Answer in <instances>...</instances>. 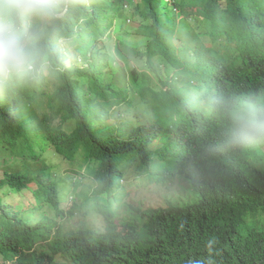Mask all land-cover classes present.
Segmentation results:
<instances>
[{
  "label": "trees",
  "instance_id": "obj_1",
  "mask_svg": "<svg viewBox=\"0 0 264 264\" xmlns=\"http://www.w3.org/2000/svg\"><path fill=\"white\" fill-rule=\"evenodd\" d=\"M38 27L47 74L0 83L3 264H264V153L260 142H229L232 121L213 103L264 101V0H72L61 20ZM129 169L153 184L183 176L195 196L139 206L119 229L106 212L132 202L110 186ZM75 171L95 184L84 188L81 220L103 216L106 231L85 237L41 215ZM101 246L109 258L90 255Z\"/></svg>",
  "mask_w": 264,
  "mask_h": 264
},
{
  "label": "clouds",
  "instance_id": "obj_2",
  "mask_svg": "<svg viewBox=\"0 0 264 264\" xmlns=\"http://www.w3.org/2000/svg\"><path fill=\"white\" fill-rule=\"evenodd\" d=\"M71 3L72 0H0V83L29 85L47 74L52 57L43 41L38 22L61 20ZM213 103L225 110L232 121L228 132L229 142H264V101L254 97L236 101L217 97ZM76 176L80 177L75 171L73 178ZM69 179L67 176L66 179L60 178L58 203H45L39 209L41 215L55 214L59 224L64 223L68 214L75 213V209L81 210L83 207L78 203L80 196H76L72 190V179L68 185ZM65 190L71 195L67 201L62 200ZM69 201L72 207L67 210ZM82 225L85 223L82 222ZM90 230L84 232L85 237ZM108 254L107 246L90 250L92 257L107 258Z\"/></svg>",
  "mask_w": 264,
  "mask_h": 264
},
{
  "label": "rangeland",
  "instance_id": "obj_3",
  "mask_svg": "<svg viewBox=\"0 0 264 264\" xmlns=\"http://www.w3.org/2000/svg\"><path fill=\"white\" fill-rule=\"evenodd\" d=\"M131 14L133 12L132 9L127 10V15ZM128 22L124 24V26L130 30L134 31L138 24H139V16L135 14V16L130 20L128 16ZM198 22L195 21L194 25H197ZM128 50L132 53L135 51L133 48H128ZM140 58H136V64H139L138 60ZM88 78H86V84H88ZM76 122L73 119H66L62 120V126L65 129L66 132H70L74 129ZM258 150L260 153H264V142H260V146L258 147ZM69 157L67 158V160ZM63 170H71L72 164L70 163H64L62 164ZM134 169H129L128 176L122 177L120 179V185L118 186H110L116 190L120 189H127V198L129 201L132 202V207L130 209H126L122 211L121 209H114V210H107L106 214L109 217H112L114 221L116 222L115 226L120 229L121 225L118 223V221H122L123 219L127 218L130 219L131 222H135V218L139 215H141L142 211L138 210L137 208L140 206L142 208L144 207H152V208H166L170 204L176 205L178 202H184L188 199H192L195 196V193L193 192V189L189 188L190 182L187 178L183 176H179L175 179H168L163 182H159L156 184L148 183V179L146 177L142 178L141 180H136L133 175H135ZM79 178V179H78ZM73 180V187L72 190L76 192L78 196L82 194L78 199V203L80 206H84L85 201V195L84 188L88 185H93L92 179L90 178V175H87L86 178L82 180L79 176H76L72 178ZM71 179L68 181V185L70 184ZM122 186V187H121ZM71 198V195L67 190L64 191V195L62 197L63 201H67ZM141 199L144 200V205L141 206ZM5 202L12 204L15 208H20L22 206L24 209H26L25 204L22 199L16 201L12 199L10 196H5ZM106 204V203H105ZM67 210H69L72 207V202L69 201L66 204ZM81 210L75 209V213L68 214V217L65 219L64 223L69 228H82L84 229V232L92 229L97 232L106 231V221L103 216L95 215L94 217H90L87 219V221L81 220ZM82 222L85 223V225H82ZM117 228V230H118ZM128 234L124 231L120 232V235L117 236V239L119 240L121 236H127ZM116 239V238H114ZM113 239V240H114ZM116 239V240H117ZM110 240H108L109 242ZM110 257V254H108L107 258ZM4 263V259L0 256V264ZM63 264V263H61Z\"/></svg>",
  "mask_w": 264,
  "mask_h": 264
}]
</instances>
